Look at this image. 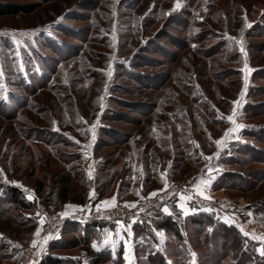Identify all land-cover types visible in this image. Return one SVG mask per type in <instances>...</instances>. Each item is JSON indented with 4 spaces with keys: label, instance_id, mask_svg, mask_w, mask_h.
<instances>
[{
    "label": "rangeland",
    "instance_id": "obj_1",
    "mask_svg": "<svg viewBox=\"0 0 264 264\" xmlns=\"http://www.w3.org/2000/svg\"><path fill=\"white\" fill-rule=\"evenodd\" d=\"M0 3L35 10L0 17V264L79 238L110 254L107 264L157 254L214 264L180 204L234 221L261 256L264 242L252 237L264 235V140L252 135L264 136V0ZM191 36L205 41L187 48ZM236 124L244 127L229 132ZM235 175L244 188L227 181ZM64 182L83 204L72 215L60 208ZM10 188L33 207L13 204ZM55 213L109 219L67 223L45 245ZM159 215L177 220L184 243L157 230ZM95 223L104 228L91 232ZM69 245L51 253L91 264L83 245Z\"/></svg>",
    "mask_w": 264,
    "mask_h": 264
},
{
    "label": "trees",
    "instance_id": "obj_2",
    "mask_svg": "<svg viewBox=\"0 0 264 264\" xmlns=\"http://www.w3.org/2000/svg\"><path fill=\"white\" fill-rule=\"evenodd\" d=\"M38 1H52V0H38ZM34 9H29L25 8L23 6H18L15 4H8V3H0V17H6V16H13V15H20L21 13H32L34 12ZM190 22H185L183 24V28L187 29L188 26H190ZM260 37V36H259ZM205 40L199 37H190L188 39V46L189 48L191 44H197L201 43ZM195 51H199V49H195ZM209 51H203L202 53H208ZM250 108L248 109V114L251 115L252 117H257V107L254 105L249 106ZM256 108V109H255ZM257 140H264V136L262 133H260L258 136L252 135ZM252 150V149H250ZM229 177L230 175H226ZM244 180L241 181V177L238 175L232 176L231 179L227 180L230 182V185L232 187H243L245 183L248 181L246 176H243ZM233 182V183H232ZM236 183H242L243 186H240L239 184ZM63 190L60 193L59 197L62 202L71 200L70 197V184L67 182L63 183ZM231 187V188H232ZM9 194L11 197V201L13 204H16L18 207L22 209H30L33 206L31 203L26 202L25 200L22 199L20 195V191L16 188H10ZM158 217L162 218V222L156 227L157 230L164 231L167 234H173L175 239L178 240L180 243H184L185 239L182 235L181 228L179 223L175 218H172L171 216H165V215H159ZM212 216L204 214V213H197L191 216H188L185 218V221L187 224H191L192 227L196 228L199 231L198 237L201 239V242L207 249V263H214V264H264V257L260 256L256 251L252 250V248L248 247L247 245H253L251 242H249L247 239H245L242 234L234 228V226H228L227 224L223 222H216L214 219L211 218ZM209 221V224H207V220ZM68 225V224H67ZM93 225L102 227L100 226L101 224L95 223L89 226V229L92 232ZM70 227V224L69 226ZM93 238V237H92ZM91 239V238H90ZM218 242H223L222 246ZM61 242H54V244L51 245V250H65L68 251L70 249H73L72 246L69 244L71 243L72 245L74 244L75 246L83 245L86 250L90 248V243L91 240L87 238H79L78 241L75 242H65V245L60 244ZM227 243V244H226ZM89 247V248H88ZM184 247V246H182ZM217 248L220 249L221 254H217L216 250ZM193 250L197 253L201 259L204 258V255L199 251V247L194 245ZM90 255L93 258V261L91 264H107L109 263L110 259V254L106 255L105 253H94L90 250H88ZM120 255L122 256V250H120ZM233 255V259L229 263H224L223 261ZM166 258L161 254H157L154 257L150 255L148 257V261L150 264H166ZM199 259V258H197ZM201 260H199L200 262ZM121 263V261H120ZM41 264H71L70 261L60 258V257H55L52 255H47L43 258Z\"/></svg>",
    "mask_w": 264,
    "mask_h": 264
},
{
    "label": "built area",
    "instance_id": "obj_3",
    "mask_svg": "<svg viewBox=\"0 0 264 264\" xmlns=\"http://www.w3.org/2000/svg\"><path fill=\"white\" fill-rule=\"evenodd\" d=\"M123 217V216H121ZM109 219V214L107 215H94V216H84L83 214L75 218H65L61 213L53 214L49 219L47 224L44 226V239L48 245L56 236L57 231L62 229L67 223L72 222H95L97 220ZM23 261L25 264H40L43 260V254L38 251V249L30 248L23 253Z\"/></svg>",
    "mask_w": 264,
    "mask_h": 264
},
{
    "label": "crops",
    "instance_id": "obj_4",
    "mask_svg": "<svg viewBox=\"0 0 264 264\" xmlns=\"http://www.w3.org/2000/svg\"><path fill=\"white\" fill-rule=\"evenodd\" d=\"M198 186L202 189L203 188V191H204V188H206V183L204 182V181H200L199 183H198ZM82 203L81 202H72L71 200H67V201H64V202H62L61 200H60V208H61V210L62 211H64V213L66 214V215H72V214H74V213H76V212H78L81 208H82ZM187 209H188V214L187 215H185L184 214V216L185 217H188V216H191V215H194V214H197V213H204V214H207V215H213L212 217H214L215 215L214 214H209L208 212H203V211H200V210H198V209H195V208H193V207H189V206H187L186 207ZM221 218V217H220ZM220 221L221 222H224V223H228L227 221H225V220H223V219H220ZM232 221V220H231ZM231 225H233V226H235V227H237L236 225V223L234 222V221H232L231 223H230ZM99 226V225H98ZM98 226H95V225H93V228L94 229H99V227ZM100 226H102L101 228H104V223H102ZM239 229V228H238ZM241 230V229H240ZM59 239V238H58ZM57 241H59V240H57ZM51 249V248H50ZM51 252H54L53 250H50V252L47 254V255H52V256H55V257H60V258H63V257H61V256H58V255H55V254H53V253H51ZM64 259V258H63Z\"/></svg>",
    "mask_w": 264,
    "mask_h": 264
},
{
    "label": "snow or ice",
    "instance_id": "obj_5",
    "mask_svg": "<svg viewBox=\"0 0 264 264\" xmlns=\"http://www.w3.org/2000/svg\"><path fill=\"white\" fill-rule=\"evenodd\" d=\"M176 6H177V7L180 6V4H179V0H177V5H176ZM241 51H243V48H242V47H241ZM110 75H111V73H109V76H110ZM0 99H4V100H6V99H7V96H6V95H5V96H2V97H0ZM228 119H229L230 121H233V123H235V121L233 120V117H232V116H229ZM243 127H244L243 125L236 124L235 128H233V129H229V132H235V131H237L238 129L243 128ZM226 135H227V134H226ZM216 143H217V144H221V143H222V140H217ZM217 155H218V154H217ZM208 159H211V157H208ZM154 195H155V194H154ZM201 195H203V193H201ZM31 198H32V197L29 196V199H31ZM183 199H185V197L182 196V197H181V200H183ZM105 203L107 204V202H105ZM112 204H113V205L115 204V200L112 201ZM131 206H132V207H135V205H131ZM180 207L184 209V214L187 215V214H188V209L185 208L183 204H180ZM164 211H165V212H168L169 209H168V208H164ZM241 231H243V229H241ZM244 234H245L246 236L248 235L247 232H245ZM37 235H39V233H37ZM161 235H162V234H161ZM252 238L255 239V240H260V241L264 242V235H261V236H255V235H253ZM94 247H95V245H94ZM259 252H260L261 256H264V246H261V247L259 248ZM192 255L195 256V253H192Z\"/></svg>",
    "mask_w": 264,
    "mask_h": 264
}]
</instances>
